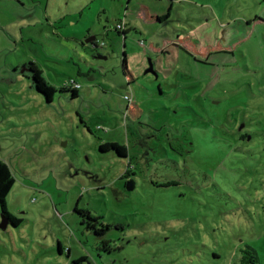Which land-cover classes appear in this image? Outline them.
<instances>
[{
  "label": "rangeland",
  "instance_id": "obj_1",
  "mask_svg": "<svg viewBox=\"0 0 264 264\" xmlns=\"http://www.w3.org/2000/svg\"><path fill=\"white\" fill-rule=\"evenodd\" d=\"M1 161L0 264H264V0H0Z\"/></svg>",
  "mask_w": 264,
  "mask_h": 264
},
{
  "label": "trees",
  "instance_id": "obj_2",
  "mask_svg": "<svg viewBox=\"0 0 264 264\" xmlns=\"http://www.w3.org/2000/svg\"><path fill=\"white\" fill-rule=\"evenodd\" d=\"M117 29L119 30V32H122L124 35H126L131 28H128L125 25V27L122 29V28H119L117 25ZM91 44L98 47L97 41H96V43L91 42ZM155 71H156V74H158L156 69H155ZM72 90L78 91L79 88L73 87ZM237 131L240 134L241 139H247V137L249 135L248 129H246V128L244 129L242 127L241 129H239ZM133 135H134V137H136L139 145L140 144L141 145L146 144L147 143L146 139L153 137V135L144 136V134L141 132V130H139V132H138L134 127H133ZM144 137H146V139ZM108 142L115 143L116 140L111 139ZM136 174L137 173L135 171H133L131 169V167H129L128 170L125 172V174H123L122 178H126V179L131 178L130 180H135L133 178V176ZM15 182H16V178H15L14 172L12 171L11 167L9 166V164L7 162L1 161L0 162V204L2 205L3 215L8 220H14L15 219V217H13V215L7 209V197L9 195V193L11 192V190L13 189ZM174 182L175 181L171 180V181H168V182L163 183V184H165V186H170V185H174ZM76 210L81 215H83L87 219H90V221L93 222L92 224L90 223L88 225V228L91 230H94L96 235H99V236L106 235V232H108L111 229L110 224H107V223H104L103 221H101V218H102L101 216H94L90 211L84 210V209H76ZM18 221L21 222L20 219H18ZM98 225H100L101 228H98ZM109 243H110L109 240H104V244H105L104 248L108 252L111 251V247H110ZM244 253L245 254L242 256L241 264H256L257 263L259 257H258L256 250L253 247H250V246L247 247L246 249H244Z\"/></svg>",
  "mask_w": 264,
  "mask_h": 264
},
{
  "label": "water",
  "instance_id": "obj_3",
  "mask_svg": "<svg viewBox=\"0 0 264 264\" xmlns=\"http://www.w3.org/2000/svg\"><path fill=\"white\" fill-rule=\"evenodd\" d=\"M96 40H97V37H96V36H92V37H90L89 39H87V42H88V43H91V42L96 43ZM97 57H99V58H107V57L104 56V55H97ZM146 72L156 73L155 68H154V65H153V62H150V65H149V67H148V69H147ZM127 186H128V188H129L130 190H131V189H134L135 186H136L135 180H129ZM7 225H8V220H7V218L3 215V221L1 222L0 227H1V228H7Z\"/></svg>",
  "mask_w": 264,
  "mask_h": 264
},
{
  "label": "built area",
  "instance_id": "obj_4",
  "mask_svg": "<svg viewBox=\"0 0 264 264\" xmlns=\"http://www.w3.org/2000/svg\"><path fill=\"white\" fill-rule=\"evenodd\" d=\"M118 27L123 29L125 27V22L119 23ZM71 83H72L74 88H80L81 87V85L78 84L75 80H71ZM125 99L128 100L129 102H132V100H133L129 94L125 95Z\"/></svg>",
  "mask_w": 264,
  "mask_h": 264
},
{
  "label": "flooded vegetation",
  "instance_id": "obj_5",
  "mask_svg": "<svg viewBox=\"0 0 264 264\" xmlns=\"http://www.w3.org/2000/svg\"><path fill=\"white\" fill-rule=\"evenodd\" d=\"M31 67V66H30ZM26 69L28 68L29 70L31 69V70H33L32 68H29V67H25Z\"/></svg>",
  "mask_w": 264,
  "mask_h": 264
}]
</instances>
